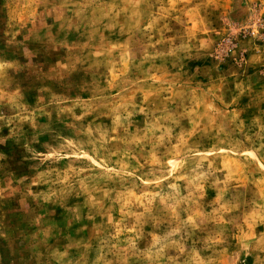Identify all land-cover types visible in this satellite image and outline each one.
Here are the masks:
<instances>
[{
  "label": "rangeland",
  "instance_id": "1",
  "mask_svg": "<svg viewBox=\"0 0 264 264\" xmlns=\"http://www.w3.org/2000/svg\"><path fill=\"white\" fill-rule=\"evenodd\" d=\"M0 264H264V0H0Z\"/></svg>",
  "mask_w": 264,
  "mask_h": 264
}]
</instances>
